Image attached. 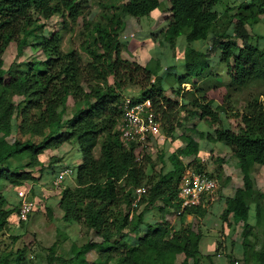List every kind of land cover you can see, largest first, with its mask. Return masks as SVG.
Returning <instances> with one entry per match:
<instances>
[{
    "label": "trees",
    "instance_id": "obj_1",
    "mask_svg": "<svg viewBox=\"0 0 264 264\" xmlns=\"http://www.w3.org/2000/svg\"><path fill=\"white\" fill-rule=\"evenodd\" d=\"M221 1L167 0V26L158 33L160 45L167 42L175 49L181 36L190 44L185 49L187 73L175 76L179 88L193 80H196L193 85H197L201 78H210L206 74L211 66L208 53L191 46L197 41L211 45L217 52L232 92L249 90L258 84L264 87V36L254 32V27L263 20L264 0H242L234 14L233 8L226 7L220 15L215 7ZM94 3L100 9L99 15L88 11L90 0H0V180L8 181L14 188L31 187L32 191L41 178L28 169L40 167L43 175L48 168L41 159L46 151L64 145L80 150L82 161L76 185L63 190L59 208L63 211L62 220L82 225L89 239L81 246L75 245L68 258L58 255L53 245L50 264H176L179 255L185 257L182 264H216L213 256L201 254L200 228L186 225L176 229L167 218L155 226L147 222V213L159 202L158 210L163 217L175 213L184 222L187 216L198 218L206 214L204 199L199 206L178 215L179 184L185 170L192 166L198 173H205L199 159L200 143L187 137L186 145L168 155V159L161 156L163 167L158 170L145 151L142 161H137L138 144L132 142L131 148H126L118 129L125 93L139 90V99L153 100L163 129L173 139L177 138L170 120L177 103L166 97L160 85L163 79L159 76V60L152 59L143 66L125 58L127 43L121 40L126 16L138 20L150 17L159 12L164 2L95 0ZM54 17L61 18V30L46 31V22ZM79 21L83 22L79 31L80 51L87 58L86 63L74 48L63 49L65 32L75 30L71 27ZM220 21L226 24L218 32ZM12 43H16L19 56L27 49L42 56L6 68L3 56ZM249 93L251 97L244 110L234 111L237 129H232L224 117L229 114V103L214 109V101L202 100L197 95L192 97L193 109L187 111V118L204 120L209 130L198 134L210 143L227 147L232 156L230 161H235L234 167L242 173L244 186L224 199L222 219L227 222L232 215L234 224H244L245 263L264 264V247L257 249L252 238L257 236L250 222L249 204L251 199L257 200L255 219L263 228L264 193L257 188L253 167L257 164L264 167V97L261 93ZM70 97L74 99V109L66 118ZM15 132L20 137L9 141ZM192 156L194 160L186 164L183 159ZM59 160L53 157L52 163ZM218 161L221 172L227 160ZM140 186H145L147 192L141 202L143 209L136 212L133 196ZM6 202L2 195L0 237L5 235L13 214L4 208ZM48 211L52 216V209L48 207ZM18 238L13 237V242ZM24 250L0 251V264H11L8 257L12 253L17 254L14 264H21L26 258ZM93 252L95 257L89 258Z\"/></svg>",
    "mask_w": 264,
    "mask_h": 264
},
{
    "label": "rangeland",
    "instance_id": "obj_2",
    "mask_svg": "<svg viewBox=\"0 0 264 264\" xmlns=\"http://www.w3.org/2000/svg\"><path fill=\"white\" fill-rule=\"evenodd\" d=\"M162 1L165 4L163 3L160 6L157 10L159 11L158 13L150 17L138 20L126 16L125 30L121 37L122 42L127 43V52L123 53L125 58L138 61L143 66L147 65L152 59L159 60L161 66L159 76L163 79L160 85L165 89L166 97L177 103L174 107L173 116L170 119L174 125V133L177 138L173 139V136H169L170 134L164 128L163 135L165 139L159 143H150L147 153L152 156L157 169L160 170L163 167L161 156L164 159H168V155L174 153L178 148L184 147L187 143L186 138L191 137L200 143L199 159L205 166L204 172L213 175L217 179L219 186L212 194L205 197L207 212L204 216L197 218L190 215L185 217L184 222L175 213H170L163 217L158 210V207L161 206L159 202L147 213V222L155 226L164 218H167L176 229L186 225H191L195 229L200 228L203 233L200 251L204 257L207 255L213 256V261L216 264H246L243 255L244 224L242 222L234 224L232 215L227 222L222 219L225 210L224 199L234 196L236 190L244 186L243 175L239 169L234 167L235 161H230L232 156L227 147L220 143H210L208 140L201 138L198 132L209 130L208 124L199 118L188 119L187 111L193 109L190 102L194 95L203 97L202 100L214 101V109L219 105L225 106L226 103H229V114L227 116L224 115V117L232 129H237L238 122H236L237 118L233 117L234 111L244 110V106L248 102L247 100L251 97H249V92L252 95L261 93L264 97V87H260V84H258L249 90L232 92L229 88L230 79L226 74L225 66L218 58L217 52L212 50L211 45L197 41L191 44V46L208 53L211 66L206 71V74L208 73L210 78H201L197 81V85H193L196 81L193 80V82L183 84L179 88L175 76L181 77L187 73L185 68V49L190 44L186 42L184 36H181L177 40L175 49L167 42L162 46L160 45V34L158 33L167 26L168 11H166L165 7L168 8L169 6L167 0ZM94 2L95 0H90L88 11L99 15L100 9ZM241 2L242 0H222L215 7V10L221 15L226 10V7H230L233 8L231 13L234 14ZM226 18L224 17V19ZM225 24V21H220L217 31H223ZM82 25L83 22L79 21L77 26L71 27L75 30L65 32L63 49L64 51H68L74 48L77 52L81 53L86 63L87 58L80 51L81 39H79V31ZM61 28L62 22L59 17H54L46 22V31H58ZM254 32L257 35L264 36V16L263 20L254 27ZM262 44L264 48V41H262ZM36 55L42 56L41 53H36ZM36 55L31 49H27L24 55L19 56L16 43H12L4 53L3 59L5 60V67L9 68L11 65L19 64ZM154 80L155 77H153L152 82ZM110 82L111 84L114 82L112 77L110 78ZM197 89L204 91L199 92ZM125 94L133 99H139L140 91L131 89ZM73 109L74 99L70 97L66 105V118L71 116ZM171 123H168V126ZM19 137L20 134L15 132L8 140L14 142ZM75 148L64 145L60 148L46 151L41 158L44 165L48 167L43 175L41 174L40 167L28 169L34 171L38 179H41L33 186L34 189L32 191L34 194H32V191L30 193L29 198L34 203V209L24 224L18 216L20 206L18 192L21 189L11 187L8 181L0 180V197L3 195L7 199L4 208L13 211L8 220L5 235L0 237V251L13 250L15 252L18 248L25 249L26 258L21 264H50V248L53 245H55V251L58 255L68 258L72 255V249L75 245L81 246L89 239L87 229L82 225L65 223L62 220L63 211L59 208V200L63 190L67 186L74 187L76 185L78 166L82 161V155L80 150ZM99 150L98 147L96 149L97 156L99 155ZM53 157L61 160L52 163ZM221 158L226 159L227 162L222 164L223 170L219 172L221 163L218 159ZM183 160L188 164L194 160V156L186 157ZM66 166L72 170V174L64 177L62 185L57 187L54 184L55 177ZM169 167H166V170ZM253 176L256 178L258 190L264 193V167L258 164L255 165L253 167ZM249 204L252 206L250 222L254 225V233L257 236V239L252 238L256 241V248L260 250L264 247V227H259L256 223L255 209L257 200L251 199ZM48 207L52 209V216H50ZM13 237H19L16 243L13 242ZM16 257L17 254L15 253H12L8 257L11 260V264L15 263ZM93 257H95L94 252L89 258ZM184 258V255H179L176 264H182Z\"/></svg>",
    "mask_w": 264,
    "mask_h": 264
},
{
    "label": "built area",
    "instance_id": "obj_3",
    "mask_svg": "<svg viewBox=\"0 0 264 264\" xmlns=\"http://www.w3.org/2000/svg\"><path fill=\"white\" fill-rule=\"evenodd\" d=\"M121 109L122 117L118 129L121 132L122 143L126 148L130 149L131 143L136 142L138 144L136 149L137 161L141 162L143 152H147L150 143H159L165 139L160 113L155 108L151 98L140 100L133 99L127 95L122 100ZM71 174L72 170L70 168L62 169L55 178L54 184L57 187L61 186L63 178ZM218 186L216 178L209 176L206 172L200 174L193 167H187L179 184L181 209L178 215L182 214L187 208L199 206L207 195L218 189ZM146 192L145 186L135 188L132 204L133 211H140L141 202ZM18 193L20 196L18 216L20 220L27 221L34 209V203L29 198L31 187L21 189ZM133 215L134 212L131 214V218Z\"/></svg>",
    "mask_w": 264,
    "mask_h": 264
}]
</instances>
